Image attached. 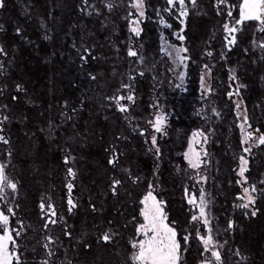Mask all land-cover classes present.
Instances as JSON below:
<instances>
[{"label":"trees","instance_id":"trees-1","mask_svg":"<svg viewBox=\"0 0 264 264\" xmlns=\"http://www.w3.org/2000/svg\"><path fill=\"white\" fill-rule=\"evenodd\" d=\"M27 2L29 0H4L5 6L0 8V44L8 53L7 57H3V74L0 75V89H3V95H0V105H8V108L3 110L10 117L9 125L6 124L11 152L7 174L18 181V192L15 194V199L9 198L7 202L11 205H19V208L16 209V216L24 222L27 229L24 237L19 239L20 251L23 253L21 258L27 264H39L42 259V247L38 243L43 236L38 203L42 193L49 189L48 192L56 205L58 214L64 216L72 230L71 240L63 236L59 230L57 236H60L62 247L58 248V254L55 256L59 261L63 264H66L67 260H71L72 264H131L129 240L136 238L131 220L133 216L139 214V199L146 191L147 181L151 179L154 167L145 143L146 122L149 119L151 104L150 74L153 64L162 58L158 50L156 34L158 24L153 20L156 18V12L153 9H163L167 5L164 0H147L148 18L142 23L143 31L141 37L136 41L137 45L143 44V55L146 61L140 67L145 71V76L137 77L135 82L136 103L131 107L130 123L122 120L119 116L120 113H116L114 107L109 109L104 106L108 102L103 100L104 96L112 95L121 82L127 81L130 64L126 56L127 44L123 42L129 36L127 22L124 19L129 11L127 7L129 1L113 0L115 7L111 12L98 3V8H101L103 13L99 16L93 14L89 17H81L76 3L71 6L72 10L68 9L70 13L66 15L67 18L65 17L63 31L65 32L70 27L72 30L75 28L79 34V21L71 20L72 17L79 16L84 21L88 32V44H95L97 46L96 53L103 57L95 63H90L86 70L97 75L95 82H91L83 70V79L79 78L82 75H77L78 83H70V87L73 89L79 87L83 89L81 100L79 101L78 96V98L76 97L78 101L71 105V108L78 109L75 114L72 113L75 116L72 121L75 120V123L77 121L76 124L80 123V127L75 131L76 129H73L72 126L76 127V124H72L71 121L62 123L63 117L60 115L62 108L60 104L65 101L71 102L74 99L66 98L71 95L52 94V89L62 87V83L55 81L53 77L50 78V64L47 58L50 55L48 52L50 47L57 51L59 47L66 46L63 48V58L67 64L70 61L72 66L69 69V77L73 78V72L76 74L81 72V67L76 65L79 61L75 56V49L72 48L73 42L63 35L66 42L63 46L62 34L59 35L58 40L55 37L56 31L53 26L56 17L61 20L59 33H62L63 29L60 18L62 12L58 11L63 2L61 0H30L33 6H26ZM213 3L214 0H198V13L195 15L191 13L185 20V44L189 49L188 56L190 57L186 68L185 90H171L165 87L163 90L164 101L172 115L168 135L170 138L159 141L160 147H162L158 171L159 184L162 188L160 197L165 201L170 219L180 223V237L184 235V229L187 227V220L190 217V212L188 210L186 212L184 188L191 185L192 179L189 177H193V173L188 168L182 154L190 131L197 128L202 129L209 137L206 144V151L209 153L207 185L210 189L209 199L213 202V212L219 215L220 219L225 220L229 214L231 202L238 192L232 168L237 163L234 157L238 158L241 152L239 135L230 99L225 95L229 91L227 76L230 69H235L238 83L246 85L241 89L240 95L246 105L249 123L252 128H259L264 132V59H261L264 52H261L259 48L255 51L250 48L256 23L247 22L243 32L238 34V45L232 51L227 52L223 48L222 17L216 15ZM231 3L238 5L239 0H231ZM20 12L23 13V18L20 16ZM233 12L236 16L238 8ZM18 20H22L24 24L15 25L14 22ZM167 20L172 25L171 29L179 28L177 21ZM71 22L76 26L72 27ZM17 28L21 29L20 34H17ZM214 32L215 39L210 38L212 40L210 48L213 51L210 64L214 66L211 87L215 91L206 97L203 109L198 112L197 106L200 105L198 102V80L200 65L204 61L202 57V52L206 47L204 41ZM73 34L76 32L74 31ZM45 36H49L51 39L45 40ZM262 38H264V34L257 32L256 39ZM245 48L250 49L248 53L244 52ZM222 50L226 52L225 59L220 57ZM40 53L41 57H39ZM56 59L57 61L59 59L57 63H61L62 59L58 56ZM38 60L41 61L38 62ZM30 61H32V66L29 64ZM36 68H41L44 72L47 71L41 76L45 77L43 84H52L53 87L50 89L43 87V89L46 92L49 91L57 101V105H53L55 106L54 110L44 107L45 111L42 115L39 114L38 107L27 105V101L28 103L30 101L26 96H23L25 94L32 99L28 90L30 87L34 88L32 85L36 82L34 75H39ZM104 69H106L105 72H103ZM99 73L107 79L101 80ZM167 78L168 74L166 73L160 75V82L163 86ZM16 84L23 85L25 89L23 94L16 92ZM68 85L69 83L65 84V87L67 88ZM87 87H89V91L86 90ZM12 96H18V99L13 101ZM83 96L89 100L82 99ZM22 97H26V99L24 98L23 101ZM33 100L36 101L35 96ZM81 102H83L82 107ZM77 103L80 104V107H77ZM213 108L220 113L219 118L212 114ZM106 113L112 114V118L101 122ZM26 117L30 119H26ZM50 121L59 127L51 129ZM94 122L98 123L97 127L101 128L103 134L99 132L96 135L97 128L93 127ZM22 123L31 135H23ZM92 127L93 131L90 130ZM134 128L137 130L134 131ZM139 129L146 130L144 136L140 135ZM76 134L79 136L81 134V137H77ZM72 137L75 141H72L74 142V152L72 151L71 154L75 159L71 161V167L77 173L74 181V194L79 207L74 210L73 214H68L66 194L63 188L65 163L62 161L61 149L66 146L69 151L71 150V145L64 142L63 139ZM87 137H92L94 141L90 142ZM111 144L116 145L123 153V156L120 157L119 167L115 171L107 164L109 153L105 151ZM254 156L250 160V170L246 173L249 181L261 188L257 178L264 175V146L257 148ZM89 165H94L91 169L96 170L100 177L96 184L97 188L92 191V186L87 181L89 179L84 175ZM120 168H127L133 175L142 177L141 183L132 184L126 174L120 171ZM113 175L125 179L117 196H113L109 191V178ZM260 196L261 193L258 192L257 201L260 200ZM92 205L96 207V212L92 211ZM2 209L5 210L4 203ZM261 212L260 218L249 222L234 214V220L238 223L237 229H240L244 223L246 232L239 235L247 238L242 240L238 235L236 238H239V243L241 241L246 248L248 246L257 247L258 244L260 246L261 243H264V234L261 233L264 232L261 230V227H264V206ZM259 220H261V227L258 224ZM109 221L112 223L109 224ZM14 223L13 220L12 226ZM254 227L255 229H253ZM108 228L117 233L114 242L107 245L98 244L96 242L98 234ZM250 229L253 230L251 235L249 234ZM85 242L91 244L90 249L83 246ZM201 250L198 242L193 239L190 242V251L184 254L185 264H196L200 259ZM234 260L236 263L239 259L235 258ZM254 260L251 264H264L262 261L264 258L261 255L258 256V261L256 258ZM238 262L245 264L243 261H237L236 264Z\"/></svg>","mask_w":264,"mask_h":264},{"label":"snow or ice","instance_id":"snow-or-ice-1","mask_svg":"<svg viewBox=\"0 0 264 264\" xmlns=\"http://www.w3.org/2000/svg\"><path fill=\"white\" fill-rule=\"evenodd\" d=\"M103 8H106L111 12L115 5L111 0H99ZM166 7L163 9H153L156 15L159 17V23L165 28H171L172 25L167 23L161 12L168 13L179 21L181 25L178 32H174L176 39L184 42L186 40L185 35V20L189 16L190 10H194L197 7L198 0H165ZM4 0H0V8L4 7ZM191 6V8L189 7ZM129 11L124 17L128 24L129 36L123 43L127 44L126 56L129 59L130 68L127 73L128 82H121L119 87L110 96H104L103 100L108 103L104 106L114 107L115 110L121 114H124L125 120H131L129 113L131 107L136 103L135 95V82L137 77H144L145 71L141 70L142 65L145 64L146 58L143 55V44L137 45V38L141 37L143 29L141 23L144 19H147L148 5L147 0H129L127 5ZM213 8L216 11V15L222 17L224 22L221 25L223 31V48L230 52L239 43L238 34L244 30V25L247 22H255L257 27L253 32V38L250 41V48L252 51L259 48L261 52H264V38L257 40L256 33L264 34V0H240L239 4L231 3V0H214ZM238 8V17L234 16V9ZM80 13L86 16H92L93 14L99 16L102 15L101 8H98L95 3H90L89 0H80V4L77 6ZM75 27V26H73ZM17 34H20L21 29H16ZM215 32L211 39H215ZM45 40L51 39L49 36L44 37ZM162 46L160 52L167 55L172 59L173 64L187 66V62L190 57L187 55L189 49L183 46H176L169 44L167 39L161 34ZM72 48L75 49V56L80 62V67L85 71L87 78L91 82L97 80V75L93 72L86 71L90 63H95L103 57L97 55L95 44H88L85 38L81 36L79 45L73 41ZM119 51V49H116ZM249 48H245L244 52L248 53ZM8 53L3 46H0V56L7 57ZM204 55L207 57L213 56V51L206 50ZM221 59L226 58V52L222 50L220 52ZM264 59V56H261ZM212 65L204 64L201 69L200 87L205 95L211 94L215 91L208 81L212 77L213 71ZM3 63L0 62V75L3 74ZM175 69H169L174 71ZM229 79L233 81V84L229 85V88L234 87V91L227 93L231 99L233 96L239 97L240 91L246 85L238 83V78L235 75V69L229 70ZM185 73L181 71L178 78L183 82ZM155 79V77H153ZM176 87H181L180 84ZM15 90L17 93L24 92L25 89L22 84H16ZM126 93V94H125ZM0 95H3V89H0ZM11 99L16 101L18 96H12ZM242 98L235 103V108L238 110L237 115L243 116V122L239 125L241 130V153L238 158V167L235 169L238 179L236 184L242 189V194H238L236 199L240 203L234 204V208L244 210L245 216L255 217L259 211L256 207L257 197L254 193L264 194V189L258 188L257 184L250 183L246 172L250 170L249 157L253 156V149L264 146V132L259 128L253 129L249 123V117L247 115V109L242 107ZM83 102H81V107ZM64 107L68 108V101L64 102ZM157 107V105H153ZM8 105H0V109H7ZM78 111L77 108H71V113L75 114ZM199 114V113H197ZM212 114L219 118L220 113L213 108ZM63 117V122L73 119L67 111L60 113ZM8 115H0V144L8 145L10 140L3 134V125L9 121ZM167 123L166 115L159 110L156 111L153 119L148 121V124L156 133L166 134L165 125ZM49 127L54 130L59 125H53L49 122ZM134 131L137 129L134 128ZM140 135L144 136L146 130L139 129ZM120 139V137H117ZM209 140L208 135L202 129H196L192 132L188 140V148L183 153L184 159L187 161L188 168L194 172L193 177L189 179H196L197 184H200L199 194L192 192L189 194V189L185 187V197L188 205L191 206L190 218L187 220V227L184 229V235L182 236V242L180 237V223L177 220H171L169 215L164 211L165 201L157 198L156 188L158 185L154 180L147 181V191L139 201V214L133 216L131 223L134 225L135 237L129 240L131 248L134 250L130 256L131 264H185L184 254L190 251V242L195 239L200 248V259L198 264H223L221 249L225 247L227 241L221 244L216 239V233L212 226V220L215 217L211 216L210 204L211 200L208 198L209 193L202 186L207 183L209 177L201 174L202 165L206 168L208 166L207 157L209 153L203 149V144H207ZM145 143L149 141L146 139ZM200 146L199 148L197 146ZM67 152V149L64 150ZM110 153L107 164L115 171L120 164V157L123 153L119 151L118 147L114 144L109 145L105 149ZM148 152L152 153L155 157L160 158L161 148L157 143V137L152 135L150 140V146ZM8 157H11V152L7 153ZM74 157H71L70 153L64 156V163L67 165L71 161H74ZM8 164L0 162V202L6 205V211L0 209V264H27L22 260L23 253L20 251L19 239H22L26 234V227L24 222L17 218L16 209L19 208L18 204L8 205L9 198L15 199V194L18 192V181L13 179L7 174ZM159 164L157 163L153 170V177H156ZM120 171L126 174L127 179L131 180L132 184H139L142 181V177L135 176L127 168H120ZM65 185L67 189V212L73 214L74 210L79 207L78 201L73 197V189L75 187L74 181L77 177V173L72 167L66 169ZM125 183V179L117 175H113L109 178V191L113 196L119 194L120 188ZM260 184H264V180L259 181ZM195 187V185H193ZM10 190V192H9ZM92 211L96 212L97 209L94 205L91 206ZM40 217L42 221V228L45 234L42 236L40 243L44 249V257L40 260L39 264H55L54 257L58 254V248L62 247L60 236H53L50 234L51 226L60 225L61 234L69 240L72 239L71 227L67 224L64 216L58 214L55 203L51 197H42L39 203ZM194 210V211H193ZM13 220L16 227L12 226ZM109 224L112 222L109 221ZM235 227L232 220L228 221L225 232L231 231ZM194 230V231H193ZM117 233L113 232L111 228L101 231L97 236L98 244H111L114 242V237ZM54 245L56 247H54ZM86 248H91V244L85 242L83 245ZM35 251V249H33ZM206 253H210L206 256ZM233 255L240 258V261H246L248 258L241 254L239 249L233 250ZM66 264H72L71 260H67ZM239 264V262H238Z\"/></svg>","mask_w":264,"mask_h":264},{"label":"rangeland","instance_id":"rangeland-1","mask_svg":"<svg viewBox=\"0 0 264 264\" xmlns=\"http://www.w3.org/2000/svg\"><path fill=\"white\" fill-rule=\"evenodd\" d=\"M61 1L63 2V5H62V7L59 6L60 9H58V11L62 12V14L60 15V18L62 19L63 29H62V33H59L61 20L58 17H56V22H55V24L53 26L54 31H56V33H55L56 39L58 40L59 35L62 34L61 36H62V44H63V46L66 43L65 40H64L63 35L66 36V37H68L69 40H71L72 42L75 40L78 44L80 43L81 36H83L85 38V41L87 42L88 32L86 30V26H85L84 21H82L79 16H78L79 18L76 17V16H74V17L71 18V20L76 19L77 21H79V23H80V26H79V29H80L79 34H77V31H76L75 28L72 30L70 27H68L65 32L63 31L65 29L64 28V20H65V17L66 18L68 17L66 15H68L70 13L69 10L71 9V6L72 5H74L75 3L77 5L80 4V0H61ZM89 2L90 3H95L97 5V7H98V3H100L99 0H89ZM111 2H113V0H111ZM239 2H240V0H239ZM25 5L26 6H30V5L33 6V4L30 2V0H29V2L25 3ZM189 7L191 8V6H189ZM20 13H21L20 16L23 18L24 17L23 13L22 12H20ZM191 13H194V15L198 13V4H197V7L194 10H190L189 15ZM79 14H80L81 17H85L86 16V15H83L82 13H79ZM238 14L239 13H237V15H236L237 17H238ZM161 15L164 16V18H165V20H166L167 23H169V21L167 19H172L174 21H177V24L179 25V28L174 29V30L171 29L172 27L171 28H165L163 25H161L159 23V17L156 15V18L153 19V20L155 22H157V24H158V31H156V34H157V42H158V50H159V52H160V47L162 46L161 34L164 35V37L167 39V42L169 44H173V45H176V46H181V44L183 43V46L187 47L186 44H185V41L184 42H181L180 40L176 39L175 35H173V33L174 32H178L179 29H180V27H181V25L179 24V21L176 20L174 17L170 16L168 13L161 12ZM86 17H89V16H86ZM27 20H28V18H27ZM144 20H143V22H144ZM223 22H224V20L222 18L221 19V25H222ZM142 23H141V28H142ZM14 24L15 25H17V24L23 25L24 23L22 22V20H18L16 22H14ZM185 25H186V21H185ZM71 26L73 27V26H76V25H75V23L71 22ZM256 27H257V25H256ZM185 28H186V26H185ZM74 31L76 32V34H73ZM127 31H128V24H127ZM211 37H212V35H210V37L207 38L204 41V45H206V47H205V49L202 52V57H203L204 61L201 63L200 70H199V80H198V95H199V97H198V102H199L200 105L197 106V111L198 112H200L203 109V106L205 105V101L204 100L209 95V94L208 95H205L203 93V90L200 87V76H201L202 66L204 64H206V63L209 64V65H211L210 64L211 58L210 57H207L206 55H204V53H205L206 50H211V48H210L211 43H212V40H210ZM78 39H79V41H78ZM137 40H138V38H137ZM0 46H2V45L0 44ZM59 48L57 49V51H55L54 49L52 50V47H50L48 49V52L50 53V55H48V57H47L48 58V61H49V64H50V66H49V68H50V71H49L50 78L53 77V79H55V81H58V82H61L62 83V87H59V88H56V89H54V88L52 89L53 90V93L52 94H63L65 96L66 95H71L72 96V97L71 96H66V98H68V100H71L72 98L74 99L73 101H71V102L69 101L68 102V108H65L64 107V103H61L60 104V106H62V108L60 109V113L62 111H67L70 115L73 116V119H75V116L72 113H70L71 107H72L71 105H73L74 102H77L78 101V100H76V97L77 98H78V96H79V98L82 97L83 89L80 88V87L78 89H73V88L70 87V85H71L70 83H72V82L73 83H78L77 82V75H82V77L80 76L79 78L80 79H83V77H84L83 72L84 71L81 69V72H79V74H76V73L73 72V78H70L69 75H68V73L70 72L69 69L72 66L70 65V61H68L69 64H67L66 61L63 58V48H66V46L65 47H59ZM126 51H127V49H126ZM160 54L162 55V58L159 61H157L156 63L153 64L152 69H151V74H150L152 88H151L150 114H149V119L146 122V127H147L146 139L149 141V143L146 144V150H147V152H148V147L150 146V140H151L152 135H155L157 137V143H158L159 147H160V144H159V141L160 140H167V138H170V137H168V135H169V129L171 127V125H170V123H171L170 122L171 121L170 120V117H171L172 114H171L170 108L166 105V103L164 101V97H163L164 87L165 88H168V89H171V90L172 89H177L179 91H184L185 88H186V68H187V66L185 67L183 65H179V66L178 65H175V64H173L172 59H170L167 55H165L164 53H161V52H160ZM187 55H188V53H187ZM57 56L60 59H62L61 63H57L59 61V59H58V61L56 59ZM39 57H41V53H40V56ZM3 61H4V58L2 56H0V62L3 63ZM39 61H41V60H38V62ZM188 62H187V65H188ZM29 64H31V66H32V61H30ZM76 65L78 67H80V62L79 63L77 62ZM169 69H175V70L174 71H169ZM42 70L43 69H41V68H36V72H39V75H34V76H36V78H34V80H36V82H34V84L32 83V85H34V88H31L30 87V89L28 90L29 95L32 96V99L30 97H28L27 95H25V94L23 95V96H26L28 98V100L30 101V103H28V101H27V103L25 102L27 105L38 107L39 114L40 115H42L43 112L45 111V108L44 107H46L48 110H50V109L54 110L55 109V106H53V105H57L56 97L52 96L49 91L46 92V90L43 89V87H45L47 89H50V88L53 87V85L52 84H48V85L43 84V82L45 81V77H41V76L43 74H46L47 71L44 69L45 72H46L45 73ZM105 70L106 69H104L103 72H105ZM181 71H183L185 73L183 82H181V80L178 78L179 73ZM54 73H55V76H54ZM165 73L168 74V78L166 80L165 85L163 86L162 82H160V75H163ZM158 74H159V76H158ZM98 75L101 76V78H100L101 80H106L107 79V77H105L101 73H99ZM229 75H230V73H228V76H227V84H228V87H229L230 84H233L234 83L233 81H231L229 79ZM153 77H155V79H153ZM211 81H212V77L208 81V83L210 84V86H211ZM127 82H128V80L125 83H127ZM68 83H69V85L66 88L65 87V84H68ZM178 84H180L181 87H176V85H178ZM87 88L88 89H86V90L89 91V87H87ZM42 90H44V91L42 92ZM229 91H234V87L233 88H229ZM229 91H227L225 93V95H226L227 98H229L228 95H227V93ZM23 93L24 92H22V94ZM34 96L36 98V101L33 100V97ZM26 97H22L21 100L24 101L26 99ZM240 98H242L241 95L239 97L233 96L231 99L229 98L230 99V103H231V107H232V114L234 116L235 124H236V127L238 129L239 144H240V140H241V130H240L239 125L243 122V116L242 115L241 116H238L237 115V111L238 110L235 108V103L238 100H240ZM82 99L89 100V98L87 99L85 96H83ZM98 99L101 102L100 98H98ZM80 100H81V98L79 99V101ZM242 101H243V103H242V107H241V110H240L241 112L243 111V109L246 108V105L244 103L243 98H242ZM101 103L99 105L100 106V109H101ZM153 105H157L158 106V109H157V107H153ZM77 107H80V104L79 103H77ZM109 109H110V107H109ZM114 110H115V108H114ZM157 110H159L160 112L164 113L166 115V118H167V123L165 125L166 134H163V135L161 133L154 132V130L148 124V121L151 120V119H153V116L155 115V113H156ZM116 113H117V111H116ZM5 114L7 115V113L3 109H0V115H5ZM98 114H101V113H98ZM247 115H248V113H247ZM112 116H113L112 114L111 115L108 114V113L104 114L103 117H102V119H101V122L104 121L105 119L110 120L112 118ZM119 116L122 118V120H125L124 114H121L120 113ZM26 119H30V118L29 117H26ZM68 121H71L72 124L78 123L77 121L75 123V120L72 121V119L71 120H68ZM125 121L127 123H130L131 122V120L130 121L129 120H125ZM8 123H9V121L5 122L4 125H3V128H5L3 134L7 138H8V135H7L8 132L6 133V124L9 125ZM15 123H17V122L15 121ZM22 125H23V131H24L23 135H31V133L27 131V129L24 126L23 123H22ZM97 126H98V123L97 122H94V126L93 127L95 129L97 128V132H96L97 134L96 135H98L99 132H100V134H103V131L101 130V128H98ZM79 127H80V123L79 124H76V127H73L72 126L73 129H76L75 131H77ZM93 127L90 129L91 131H93ZM253 129H256V128H253ZM193 131L194 130L190 131V133L187 136V142H186V146H185V148L183 150V153L188 148V140H189V138H190V136H191V134H192ZM76 135H77V137H81V134H80V136H79V134H76ZM87 139H90V142H93L94 141V139L92 137H87ZM63 140H64V142H66V143H68V144L71 145V150L70 151L68 150V147H66V146H63L62 149H61L62 155H63L62 161L64 162V156L66 154H69L70 153V155L72 157L71 152L72 151L74 152V150H73L74 149V142H72V141H75V140H74L73 137L70 138V139H67L66 138V139H63ZM197 147L199 148L200 146L198 145ZM160 148H162V147H160ZM65 149H67V152L64 151ZM203 149L206 150V144H203ZM256 149L257 148H254L253 149V154L254 155H255V150ZM240 151H241V144H240ZM8 152H10V150H9V144L8 145L0 144V162H4L6 164H9L10 163V160L11 159L7 155ZM148 153H149L151 159L153 160V166H154L152 168V173H151V179L150 180H154L155 179V182L158 185V187L156 188V193L155 194H157V198L158 199H162L160 197V193H162V188H161V186L159 184V176H158V171L160 169V158L161 157L160 158H157L152 153H150V152H148ZM240 154H242V153L240 152ZM109 155H110V153H109ZM109 155H108V157H109ZM254 155L251 156V157H249V161L251 160V158L255 157ZM183 159H184V157H183ZM206 159L208 161V157ZM184 161L187 164V161L185 159H184ZM157 163L159 164V168L157 170L156 177L154 178L153 177V170H154V168H155V166H156ZM93 166L94 165H89V168L90 169L88 168L89 170L87 169L86 172L84 173L85 177H88V179H89V180H87L88 183H89V185L92 186L91 191L94 190V188H97V185L96 184H98L99 179H100V177H98V175H97V171L94 170V169H91V167H93ZM187 166H188V164H187ZM67 167H71V162L69 164H67V165L65 164V171L63 173V188L65 189L66 200H67V189H66L65 185L67 183V180L71 179L70 177L66 179V169H67ZM237 167H238V160H237L236 165L232 168V170L234 172V175L236 177L235 181L238 179L237 173L235 171V169H237ZM190 170L193 173L192 176H194L193 170L192 169H190ZM200 171H201V174L207 175V167L205 168L202 165ZM253 172L255 174V171H253ZM246 176H247V173H246ZM263 176L264 175H262L259 178H257L258 179V184H260L259 181L264 180V177ZM251 180H253V179H251ZM193 185H195V187H193ZM202 186L206 189L207 193H209V196H210V189H209V186L207 185V183H204ZM237 186H238V192L235 194V198L231 202V208H230V211L228 212L229 214L226 216L225 220L220 219L219 218V215H217L216 213L213 212V202L212 201H211V204H210L211 216L212 217H215V219L212 220V226H213L214 232L216 233V239L221 244H223L225 241H227V244L225 245V247H223L221 249L223 264H234L235 263V260H234L235 258L236 259H239L237 261H240V258L239 257L233 255V250H235V249H239L241 251V254L243 256H246L248 258L246 261H243V263H245V264H251V262H254L255 261L254 260L255 258H256V261H258L257 259H258V256H260V255H261V257L264 258V243H261L260 246L258 244L257 247L251 245V246H253V248H251L249 246L247 248L244 247V245L241 243V241H240L241 244L239 243V241H238L239 238H236V235L240 236L242 238V240H243L244 238H247V237L246 236H243V235H239V234L246 232V230H245L244 225H243L244 223H242L240 229H237L236 227H238V223H236L235 220H234V214L235 215L237 214L241 218H244L245 221H247V222H249L250 220H253V219L260 218V216L262 215V212L261 211H262V208L264 206V194H261L260 200L257 201V203H256V207L259 209L257 215L255 217L245 216L243 209L234 208V204L240 203V201H238L236 199L237 195L238 194H242L241 187L239 185H237ZM260 186H261V189H264V184H260ZM187 187L189 189V194H191L192 192H195L197 194V196H198V194H199V188L201 187V185L200 184H197L196 179L193 178L191 185L190 186H187ZM48 191H49V189L45 193H42V195L40 197V200H41L42 197H51V195L49 194ZM146 191H147V187H146ZM145 192H144V194H145ZM72 195L75 198L74 189H73ZM143 195L140 197V199L143 197ZM254 195H256V197H257V193H254ZM51 199H52V197H51ZM140 199H139V201H140ZM184 199H185V202L187 204L186 205V212H187V210L190 212V210H192V209H191V206L188 205V203H187V200H186V197H185V190H184ZM39 203H38V209H39ZM2 204H3V202H0V209H2ZM7 204L8 205H11L8 202H7ZM66 207H68L67 206V203H66ZM5 211H6V205H5ZM164 211L167 213L166 204H165V207H164ZM39 212H40V209H39ZM229 220H232L234 222L235 227L231 231L225 232L224 230L227 228V224H228V221ZM251 224L255 225L254 223H251ZM258 224H259L260 227L262 226L261 225V220H259ZM13 227H16L15 223H14V226ZM253 229H255V227ZM59 230H61V226L60 225L51 226V232H50V234L51 235H54V236H57L59 234ZM261 230H264V227H261ZM42 233H43L42 235L45 234L43 228H42ZM252 233H253V230L250 229L249 234L251 235ZM261 233L264 234V232H261ZM136 238L138 239V237H136ZM181 238H182V236H181ZM241 245H242V247H241ZM54 247H56V246L54 245ZM129 250H130L129 258H130L131 254H132V252L134 250L132 248L129 249ZM224 254H225V257H224ZM41 255H42V258H43L44 257V249L43 248H42ZM205 255L206 256H209L210 253H206ZM249 257H253V258H249ZM54 260H55V264H63L56 257H54ZM237 261H236V263H237ZM262 261H264V260H262ZM130 262H131V260H130ZM196 264H198V261L196 262Z\"/></svg>","mask_w":264,"mask_h":264},{"label":"bare ground","instance_id":"bare-ground-1","mask_svg":"<svg viewBox=\"0 0 264 264\" xmlns=\"http://www.w3.org/2000/svg\"><path fill=\"white\" fill-rule=\"evenodd\" d=\"M241 99V98H240Z\"/></svg>","mask_w":264,"mask_h":264}]
</instances>
